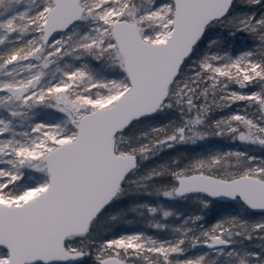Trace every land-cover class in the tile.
I'll return each mask as SVG.
<instances>
[{
	"label": "snow or ice",
	"instance_id": "snow-or-ice-1",
	"mask_svg": "<svg viewBox=\"0 0 264 264\" xmlns=\"http://www.w3.org/2000/svg\"><path fill=\"white\" fill-rule=\"evenodd\" d=\"M0 264H264V0H0Z\"/></svg>",
	"mask_w": 264,
	"mask_h": 264
},
{
	"label": "trees",
	"instance_id": "trees-1",
	"mask_svg": "<svg viewBox=\"0 0 264 264\" xmlns=\"http://www.w3.org/2000/svg\"><path fill=\"white\" fill-rule=\"evenodd\" d=\"M213 143H217L218 146H222V147H228V146H231V145H228V144L225 143V142H217V141H213ZM212 215H214V213H213V212H210V213H209V216H212ZM128 227H129V228H135L136 225L133 224V225H129Z\"/></svg>",
	"mask_w": 264,
	"mask_h": 264
},
{
	"label": "rangeland",
	"instance_id": "rangeland-1",
	"mask_svg": "<svg viewBox=\"0 0 264 264\" xmlns=\"http://www.w3.org/2000/svg\"><path fill=\"white\" fill-rule=\"evenodd\" d=\"M226 143V142H225Z\"/></svg>",
	"mask_w": 264,
	"mask_h": 264
}]
</instances>
